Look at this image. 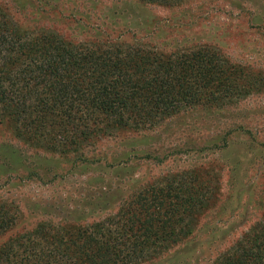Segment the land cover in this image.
I'll return each mask as SVG.
<instances>
[{
    "label": "trees",
    "instance_id": "obj_1",
    "mask_svg": "<svg viewBox=\"0 0 264 264\" xmlns=\"http://www.w3.org/2000/svg\"><path fill=\"white\" fill-rule=\"evenodd\" d=\"M35 14L30 26H21L0 6V125L31 152L72 154L73 165L84 169L101 166L103 158L86 153L93 139L145 133L182 112L236 103L258 90L253 72L211 44L164 52L129 32L93 26L80 13L69 16L71 24L61 30L43 24L64 21L60 11ZM2 148L11 157L3 165L14 169L11 163L23 153L6 143ZM143 149L142 158L161 159ZM257 151L264 156L263 149ZM119 155V162L107 166L124 172L126 150ZM23 162L24 168L38 166L25 159L18 164ZM253 175L247 187L261 215L210 264H264V185L257 184L264 171ZM128 180L122 177L113 186L103 181L98 197L106 203L97 204L96 211L104 210L97 215L88 206L56 201L21 209L0 197V264H138L188 238L219 193L215 174L197 169L130 186L126 194ZM112 198L118 199L113 211ZM33 212L38 217L29 221Z\"/></svg>",
    "mask_w": 264,
    "mask_h": 264
},
{
    "label": "rangeland",
    "instance_id": "obj_2",
    "mask_svg": "<svg viewBox=\"0 0 264 264\" xmlns=\"http://www.w3.org/2000/svg\"><path fill=\"white\" fill-rule=\"evenodd\" d=\"M0 6L21 26H30L37 11L55 8L64 21L43 24L60 30L71 24L69 16L76 18L80 13L93 26L112 28L122 35L129 32L133 40L164 52L211 44L243 70L253 72L260 82L256 93H248L236 103L188 110L145 133L124 131L111 139H93L86 153L104 161L86 169L76 162L73 165L72 154L31 152L0 125V145H14L23 153L21 159L11 154L14 169L7 170L3 164L11 160L9 148L0 149L1 198L13 199L21 209L31 202L75 203L88 206L97 215L104 213L95 209L106 203L98 197L106 182L113 186L120 178L130 177L125 183L127 194L130 186L185 169L214 173L217 199L198 218L193 233L138 264H210L261 215L247 185L256 178L254 172L264 171V156L257 151L264 150V0H180L170 6L139 0H0ZM249 138L259 147L252 146ZM141 148L161 159L142 158ZM121 150H126L127 166L124 172H115L112 165L119 162ZM22 159L38 166L24 168V162L18 164ZM263 182L258 179V187ZM117 200H110L109 210L115 209ZM27 217L32 221L38 213Z\"/></svg>",
    "mask_w": 264,
    "mask_h": 264
}]
</instances>
